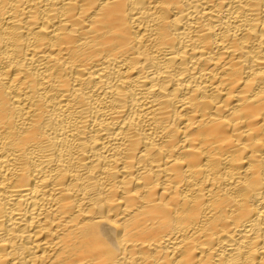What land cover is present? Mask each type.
<instances>
[{
  "label": "bare ground",
  "instance_id": "bare-ground-1",
  "mask_svg": "<svg viewBox=\"0 0 264 264\" xmlns=\"http://www.w3.org/2000/svg\"><path fill=\"white\" fill-rule=\"evenodd\" d=\"M0 264H264V0H0Z\"/></svg>",
  "mask_w": 264,
  "mask_h": 264
}]
</instances>
